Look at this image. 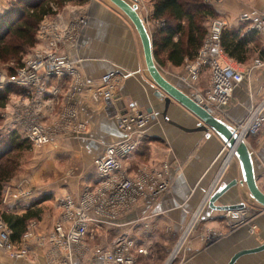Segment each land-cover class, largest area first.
I'll return each mask as SVG.
<instances>
[{
    "label": "rangeland",
    "instance_id": "rangeland-1",
    "mask_svg": "<svg viewBox=\"0 0 264 264\" xmlns=\"http://www.w3.org/2000/svg\"><path fill=\"white\" fill-rule=\"evenodd\" d=\"M16 1L18 0H9L8 6ZM87 1L88 0H86V2ZM204 1L211 5L212 9L215 11V18L209 19L206 22V35L209 30H211L212 22L223 21L226 23L224 30H222L219 35V49L216 51V57L218 58H216L215 55L209 54L208 59L215 60L217 63L218 61L223 63L222 58L224 57L228 60L230 67L232 66V68L234 67L239 72H242V80L234 87V89L231 88L227 99L225 98L222 103L218 102L220 104L219 107L216 104L211 106V104L208 103V96L212 91L211 87L213 85V79L211 80L210 64H208L210 62H207L206 65L200 64V66L196 69V73H194V71H190V68L188 69L190 73L184 71L186 74L185 82L190 86V90L188 92L190 95L193 94L194 96L201 98L204 104L211 108V111L214 112L216 117L226 122L228 117L227 114L230 108L235 106V90L242 82H244L245 86H248L251 83L253 84L255 79H258L259 75L264 76V35L255 30L257 25H255L254 21L249 20L245 22V18L242 17L244 15L248 16V14H245L246 12L253 16L263 14L264 0ZM139 2L140 3H136L138 13L143 19L148 31L151 32L154 27H156L154 23H151L148 20L152 7L151 1L139 0ZM72 5L74 6L70 8H66L65 6V8H62L63 6H59L58 8L54 7L53 10L56 14L52 17L45 18L37 26L38 28L34 32L33 45L29 47L23 46L22 54L20 55L21 57H18L19 59L14 58L0 62V81H4L0 86V93H3L6 88V90H8L6 94L5 106L0 109V138H7L6 136L10 133H15L18 140L24 142V145H22L24 149L19 152L12 153L13 155L18 154L19 164L14 171V177L2 186L0 214L5 213L7 215L21 216L27 211L34 212L39 210V218L32 219L27 224L33 228L36 225L41 224L43 220H46L49 223H54L52 228L53 231L59 224L62 229V235H64L63 240L68 236L69 228H67V224H69L68 222L71 223L72 215L71 213L65 214L62 209V203H65L67 200H71V210H74L75 207L80 205L82 197L85 196L87 197V201L84 203V206L86 207L87 203L89 205L93 201L100 199L97 194L100 192V187L102 186L99 176L95 174L96 166H94V162L97 156L94 157L92 153L89 154L92 150H89L86 141L88 139L87 134L91 129L87 124L80 120L81 118L79 116L80 112L78 102L83 99H79V97H77L67 104L65 96H67V92L71 84L70 79H66L63 82L65 84L59 89L58 95L55 94V98L45 97L44 100L40 99L41 103L38 105L36 104L35 106H32L34 94L36 93L35 88L30 92H26V90L22 89V87L18 84H12L9 87H7L8 85L6 84L13 79L16 80L19 78L18 74L24 71L26 64L32 62L33 60H40L52 54H55V56L60 59L63 58L65 61L67 60V57L62 55V52L64 51L63 49L67 44L71 43L70 40H67V34L73 36L72 45H74V41H76L81 30V27L76 28V24L81 23L82 21L84 22L82 19L84 17L83 11L87 4L85 2L79 4L72 2ZM221 7H224L225 11H222L220 9ZM222 12L225 13L221 14ZM236 12H240V14L236 17L232 16L233 19L228 17V14L231 16L232 13L236 14ZM116 15L118 14L116 13ZM65 18L67 19L61 23L60 20H64ZM231 30H238V34L241 35V37L247 36L252 39L251 43L248 45V48L251 49L250 56L243 64L234 59L228 58L220 46L222 34ZM49 33H51V36H45V34ZM8 40H11V38H7V41ZM202 47L203 43L196 59L190 63L194 65L197 64L196 62L199 60ZM37 56L39 57L38 59ZM66 62V65H70L71 67L74 66L68 60ZM19 65H21V67H19ZM158 67L164 75L168 74L169 70L167 65ZM112 71H115L116 74L115 78L111 81L110 86H102L100 81L98 86L91 89V94L94 93V90L98 92L100 91L101 96L99 97L101 99L95 101L93 95L92 97L89 95L87 99H84V101L90 104V106L96 111H103L105 103H108L109 101H112L111 104H115L114 106L116 108L117 102L121 100L118 97L120 92L119 87L122 81L128 78V74L130 73H127L128 71L126 69L115 66L107 73ZM189 74L191 75V78ZM29 75H34V79L36 80L48 81L47 85L44 87L41 86V82L39 84V88H41L40 91L44 90L45 92H52L51 88L56 86L57 81H61V78L58 75L53 77L48 76L50 75V72L48 73V70L44 67L38 68L35 72L28 73L27 76ZM203 79H205L206 84L201 85ZM255 85H257V89H253L250 93V100H252L251 104L253 105L251 106V114H253V111L258 108H260V112H264V93L262 94L260 92L261 88L259 86L261 85L259 82H256ZM262 89L264 91V86ZM216 107L218 108L216 109ZM30 110H32L35 117V119H32L34 122L29 119L31 115ZM125 111L126 113H124ZM134 111L146 114L145 111H140L136 108H129L124 105L121 109L117 106L112 115L110 116L109 114L108 118L114 121L115 128L119 132L127 136V131L121 129L118 125L127 115L134 114ZM227 123L235 124L232 122ZM33 124H37L46 130L43 131V134L48 137L45 143L36 144L30 138V127ZM136 130L137 129L134 128L129 131V133L131 134ZM125 139L126 137L112 144L122 142V140ZM144 139V136L138 140L135 135H131L128 142H133L136 146L134 149L132 148L129 157L122 161V166H124L122 167V170L125 171L126 176L129 180H131V183L133 182L137 185L138 189H141L142 186H144V189L147 188V184L150 181L148 177L152 176V174L149 175L145 173V176H142V178H146V180H141L140 174L134 169L135 167L133 165L137 162V158L133 160V156H135V152L138 150L141 143L144 142ZM245 140L249 145L251 153L253 152L254 154V161L256 160V164L262 166L260 170L261 176L260 173H257L259 174L257 184L264 192V178L262 176V174H264V161L258 156V150L256 149L258 142L262 140V135L260 136V134H257L256 136H249L245 138ZM0 142V149L8 146L7 142ZM228 156L229 154L227 151L224 159H221L218 163L217 170H215L216 173L213 174L214 176L212 178L218 176V171L224 167L225 169L220 173L221 180L222 175H224L223 173L228 171V167L231 168L229 163L231 162L232 157L226 163ZM91 165L92 168L90 167ZM237 166L238 165L236 163V180L239 179V169ZM166 169H168V167L159 170L157 169L156 171L163 170L164 172ZM231 172L233 173V171ZM158 176L159 174L152 176V180H155V183H152L154 189L156 187H160L159 180L157 179ZM162 184H167V181L163 180ZM209 185L211 186L209 191H211L213 185ZM86 190L88 194H85ZM131 191L133 192V195H136L137 197L141 196V194L134 193L137 191L136 188L134 191ZM4 192L6 193V196L3 194ZM111 195H113V198ZM128 197L129 196H127L125 200ZM119 198L120 197L115 191H108L105 196L103 195L102 213L103 222L106 224L103 223V226L100 227L92 225L96 223L89 218L88 220L92 223L87 225L85 230L86 233L81 237L79 242L71 244L69 250L62 249L61 247L59 248L55 242L56 247L53 248L55 250L54 256L53 252L51 253L52 258H55L53 264H60L58 261H62V259L65 261V258L68 257V252L72 256V263L74 260L78 259L82 261L83 259L86 260L87 264H94L98 260H96L93 256L95 254L101 255L99 252H103V255L109 253L112 249L111 244H113L117 238H122L121 242L128 246L124 255L133 261L132 264H182L185 257L184 249L188 245L200 243L202 240L206 241L207 237H209V242H212L213 237L210 236V233L214 234V236H216L215 238H221L227 233H231V229H236L240 226H249V229L253 232L251 234H253V236L256 235L258 238L257 240L262 242L264 241V228L261 227L263 225L259 222V220L255 219L258 217L257 214H259V210L261 209H259V207H254L253 204L249 202H240L245 205V209L241 213L232 212L237 216V218L233 219L231 222L225 219V217L221 220H208L204 214L198 213L196 216L195 212L193 216L188 218V221L186 222V225H184L181 233L174 235L171 232L163 233L160 231L158 225L154 226L146 221L149 220L151 216L141 213V209L145 203L144 200L139 202L135 201L136 203L138 202L137 205L131 208L130 204L120 203L122 201L118 200ZM154 199L149 197V202H154ZM86 209L89 211L88 214L93 216V213L91 212L92 208L90 209L89 206L86 207ZM241 214L243 216H241ZM0 220L2 221L1 217ZM202 228L205 230H202ZM28 229L31 228H25L24 233L18 240L12 241L10 239L9 250H0V253H5L9 258H13V260H17L18 262L29 258L26 245L32 235L29 234L30 232ZM52 233L53 232L51 231L48 237L46 236L49 240L52 239ZM41 237L43 238L44 236ZM174 252L177 253L173 256ZM52 258L50 257V259ZM124 262L125 261H123L122 264ZM127 262L131 263L129 261Z\"/></svg>",
    "mask_w": 264,
    "mask_h": 264
},
{
    "label": "crops",
    "instance_id": "crops-1",
    "mask_svg": "<svg viewBox=\"0 0 264 264\" xmlns=\"http://www.w3.org/2000/svg\"><path fill=\"white\" fill-rule=\"evenodd\" d=\"M8 2L9 0H0V16L8 9ZM72 2L78 4L85 2L87 4L83 11L84 23L76 41H74L75 44L72 45V42L67 44L62 55L74 65L73 68L79 74L80 85L86 91V96L83 95V100L78 102V107L80 120L91 129L86 140L89 150H92L89 154L92 153L94 157H98L108 145L124 138V135L115 128L114 121L108 118L117 106L119 109L125 105L145 112L151 110V122L142 131V135L145 137L144 142L141 143L135 152V156H133V160L137 158V162L132 164L141 178L145 176V173L152 174V176L159 174L157 177L159 183L166 180L167 189L154 199V202L148 201L143 205L141 213L151 216L146 221L154 226L158 225L163 233L171 232L175 235L181 233L188 218L193 216L195 212L196 216L198 212L204 214L208 220L223 219V214L226 212L209 209L206 205V199L210 194L211 186L209 184L213 185L214 182L216 184L218 178L216 189L220 187L221 183L236 180L235 167L237 162L235 159L232 158L229 163L231 168L228 167V171L223 173L221 180L222 168L218 171V176L212 178L213 174L216 173L218 163L224 159L227 153L223 142L212 132L190 133L172 125L175 124L187 130L194 129L198 125L195 118L177 104L169 106L166 113L168 122L163 119L164 104L153 95L155 88L145 70L141 45L136 31L133 30L127 19L106 0H88L87 2L86 0H71L61 6H63L62 8L73 7ZM132 3L140 2L133 0ZM220 9L225 11L224 7ZM239 14L240 12L232 13L231 16L228 14V17L233 19L232 16L236 17ZM245 14L251 15L247 12ZM66 19L60 20V22L62 23ZM210 54L216 57V52L213 51ZM187 64L191 63L187 62L178 68L167 65L169 71L167 75H164L167 80L185 93L190 90L189 84L185 82L186 74L184 71H186L185 66ZM114 66L126 69L127 73H130L119 87L118 97L121 100L117 102L116 108L115 104H111L112 101H110L105 103L103 111H96L84 99L90 95V89L99 85L101 76L106 75ZM262 78L264 76L259 75L258 79H255V82L248 86L242 82L235 90V106L230 108L226 123H238L245 120L247 112L253 106L250 93L253 89H257L256 82L261 85L259 86L260 92L264 93L262 89L264 79ZM204 84H206L205 79L201 85ZM259 134L262 135V140L258 142L256 149L258 156L264 161V126ZM254 165L257 172L260 173L262 166L257 165L256 160ZM90 167L92 168V165ZM166 167L168 169L164 172L163 170L156 171ZM152 176L150 177L152 178ZM262 176L264 178V174ZM240 180L241 174L239 173L237 181L240 182ZM3 194L6 196L5 192ZM242 201L247 202L249 199L245 186L238 184L221 197L215 205H233ZM253 206L257 207L256 205ZM257 215L258 217L255 219L259 220L263 225L261 227L264 228V211L259 210ZM53 224V222L49 223L46 220L33 228L26 224L25 228L30 227L31 229L28 230L29 234L32 235L26 245L29 258L18 262L9 258L5 253H0V264H53L55 258H52L51 253L53 252L54 256V244L47 238L51 231L53 232ZM202 230L205 229L202 228ZM250 231L249 226H240L231 229V233H227L221 238H215L216 236L210 233V236L213 237L212 242H209V237H207L206 241L201 239L200 243L190 244L184 249L185 257L182 264H227L234 253L252 249L264 243V241L257 240V236H253L251 234L253 232ZM72 264L87 263L86 260L77 259ZM234 264H264V252L244 256Z\"/></svg>",
    "mask_w": 264,
    "mask_h": 264
},
{
    "label": "built area",
    "instance_id": "built-area-1",
    "mask_svg": "<svg viewBox=\"0 0 264 264\" xmlns=\"http://www.w3.org/2000/svg\"><path fill=\"white\" fill-rule=\"evenodd\" d=\"M242 17L245 18L244 20L245 22L249 20L254 21L255 25H257V28L255 30L258 32H261L262 35H264V30H263L264 13L258 16L257 15L255 16L244 15ZM83 23H84L83 21L81 23H77L76 28H80L83 25ZM225 26H226V23L223 21L212 22L211 30H209L208 34L206 35V38L204 39L202 51H200L201 54H200L199 60L198 62H196L197 64L194 65L191 63L185 66L186 71L188 73H190V71H194V73H196V69L200 66V64L206 65L207 62H210L208 64H210L211 80L213 79V85L211 87L212 91L209 93V96H208V103L211 104V106L216 104L218 105V107L220 105L218 102L222 103L223 100H225V98L227 99L229 97L231 88L234 89V87L238 85L242 80L241 79L242 72H239L234 67L232 68V66L230 67V64H228V60H226L224 57L222 58L223 63L221 64H219V61L217 63L215 60L208 59L209 58L208 55L211 52L213 51L216 52L217 49H219V38H220L219 35L222 32V30H224ZM250 30L255 31L253 29H250ZM46 35L51 36V33L45 34V36ZM67 35H68L67 40H70L72 42L73 36H70V34H67ZM38 58L39 57L37 56V59ZM66 61L63 58L61 59L58 58L57 56H55V54H52L40 60H36V61L33 60L32 62L27 63L25 70L18 74L19 78H17L16 80L14 79L11 80L6 85L10 86L12 84H18L20 87H22V89H25L26 92L28 91L30 92L31 90L35 88L36 93L34 94V101L32 103V106H35L36 104L38 105L41 103L40 99L44 100L45 97L55 98L56 97L55 94L58 95L59 89L62 86H64L65 83L63 82L66 79H70L71 84L67 92L68 94L67 96H65L66 102L68 104L76 97H79L80 99L83 97V95L86 96L85 95L86 91L80 85L78 72L76 71L75 68L71 67L70 65H66L67 64ZM40 67L42 68L44 67L46 70H48V73L50 72V75L48 76L53 77L55 75H58L61 78L60 79L61 81H57L56 86L51 88L52 92H48V91L45 92L44 90L40 91L41 89L39 88L40 82H41V86L44 87L48 83L47 80H36L34 79V75L27 76L28 73L35 72ZM189 68L191 69L190 71L188 70ZM115 74L116 72L112 71V72L106 73V75L104 74L103 76H101L100 81H101L102 86H110L111 81L115 78ZM189 76L191 78L190 74ZM20 80H22L23 83H20ZM3 82L4 81H0V86ZM93 92H94L93 94L90 93V97H92L93 95V98L95 101L100 100L101 98L99 96H101V92L100 91L98 92L95 90ZM224 92H226L227 94L223 95L225 94ZM190 96L196 99L198 103H200L201 105L206 106L208 110L210 111V113L216 117L214 112L211 111V108H209V106L204 104L201 98L194 96L193 94H191ZM218 107H216V109ZM251 111H252V108L247 113V117L245 118L246 120H243L235 124H229L233 128L235 133L236 132L239 133V127H241V124L245 122H249L248 131L247 132L245 131L243 135L244 138H247L249 136H256L257 134H259L262 126L264 125V114H263L264 112L258 111L255 114L254 113L251 114L252 113ZM30 113L31 115L29 119H31L32 121V119H35V117L33 115L32 110H30ZM124 113H126V111ZM249 114H251L250 117H249ZM151 119H152L151 114L147 112L146 114H141V112H135L132 115H127L125 119L119 123L118 126L121 129L127 131V136L124 135V138L126 137V139L122 140V142L108 145L107 148H105L104 152L101 153L94 162V166H96L95 174L99 176L102 186L100 187V192L97 194L100 199L93 201L89 205L87 203L86 205V207L90 206V209L92 208L91 212L93 213V216L88 214L89 211L84 206V203L87 201L86 200L87 197L85 196L82 197L80 205L75 207L74 210H71L72 208L71 200H67L65 203H62V209L64 210L65 214L71 213L72 219H71V223L68 222L69 224H67V228H69L68 236L65 237L64 240H63L64 235H62L61 226L58 224L55 227V230L52 233L53 235L51 239L52 244H54V247H56L55 246L56 245L55 242H56L59 248L61 247L62 249L69 250L71 244H76V242H79L81 237L86 233L85 230L87 228V225H89V223H92L88 220L89 218L92 219L96 223L92 225H96L100 227V226H103V223L106 224L105 222H103V213H102L103 212V195L105 196L108 191H111V192L115 191L117 195L120 197L118 200L122 201L120 203L130 204L131 208L135 207L139 201L144 200V202L147 203L148 201H150L149 197L154 199L160 196V194H163L165 192V190L167 189V184H162L161 182L159 184L160 187L159 188L156 187L154 189L152 183H155L154 182L155 180L154 179L152 180L151 177H148L150 181L147 184V188L144 189L143 188L144 186H142L141 189H138L137 185L133 182L131 183V180H129V178H127L126 176L125 171L122 170V167H124L122 166V161L126 159L127 157H129L132 148L134 149L136 146L135 143L130 142V141L128 142V139L130 138L131 135H135L137 139L140 140V138L143 136L142 135L143 129L148 125V123L151 122ZM134 128H136L137 130L130 134L129 131L133 130ZM43 131H46L43 127H40L37 124L35 125L33 124L30 127L29 136L36 144L45 143L48 137L47 135L43 134ZM250 132H252L253 135H251ZM141 180H146V178L145 179L141 178ZM216 187L212 189L210 194H212L216 190ZM135 188L137 191H135L134 193L141 194L142 197L141 196L137 197L136 195H133V192L131 190L134 191ZM85 194H88L87 190L85 191ZM127 196L129 197L125 200ZM130 196H131V200H130ZM111 197L113 198V195H111ZM93 198H90V199H93ZM135 201H138V202L136 203ZM242 211H238V212L241 213ZM228 213H230L231 215L234 214L232 212H228ZM230 214H227L226 212V215L229 216ZM105 219H108V218H105ZM10 235L11 233L6 226V223L0 220V250L2 251L9 250ZM121 240L122 238H117V240H115L113 244H111L112 249L111 251H109V253H106L103 255L102 254L103 252H99L101 253V255L95 254L93 257L96 260H98L97 262H99L100 264H103V263L104 264H122L123 261H125L123 264H132L133 261L131 259H128V257L124 255L125 250L128 246H126L125 243L121 242ZM175 254L176 253L174 252L173 256ZM67 256L68 257L65 258V261L62 259V261H58V262H60V264H72L71 262L72 256L69 254V252ZM127 261L131 263H128Z\"/></svg>",
    "mask_w": 264,
    "mask_h": 264
},
{
    "label": "trees",
    "instance_id": "trees-1",
    "mask_svg": "<svg viewBox=\"0 0 264 264\" xmlns=\"http://www.w3.org/2000/svg\"><path fill=\"white\" fill-rule=\"evenodd\" d=\"M69 1L71 0H18L11 4L0 16V62L21 57L22 47L33 45L34 32L39 23L56 14L54 7L58 8ZM151 1L148 20L156 26L150 32L156 64L178 68L194 61L206 38V22L215 18L212 6L204 0ZM9 37L11 40L7 41ZM251 41L250 37H241L238 30H231L222 34L220 46L228 58L243 64L250 56L251 49L248 45ZM6 89L0 93V109L5 106ZM6 137L0 138V141L7 142L8 145L0 149V197L3 184L14 177L19 164L18 154L12 153L24 149V142L18 140L15 133ZM39 214L40 211L36 210L27 211L21 216L4 213L0 217L11 233L10 239L16 241L24 233L26 224L39 218Z\"/></svg>",
    "mask_w": 264,
    "mask_h": 264
},
{
    "label": "water",
    "instance_id": "water-1",
    "mask_svg": "<svg viewBox=\"0 0 264 264\" xmlns=\"http://www.w3.org/2000/svg\"><path fill=\"white\" fill-rule=\"evenodd\" d=\"M109 2L117 11H119L130 23L133 30L136 31L139 43L142 49L143 62L146 73L150 77V81L154 86L153 95L156 99L161 100L164 104L162 113L163 119L167 121L166 113L172 104H177L187 113L195 118L197 126L194 129H184L175 124V127L185 132H203L214 133L224 144L228 152L231 151L230 157L235 159L239 167V173L241 174V180L238 182L233 179L231 181L221 183L208 198L206 205L209 209L219 212H238L245 209L243 203L233 205L216 206L218 200L223 197L230 189H233L238 184L245 186L249 203L256 205L264 211V192L258 187L257 178L258 172L254 165V157L250 151L249 145L245 138L238 141L236 133L233 128L225 121L213 116L208 108L198 103L196 99L185 93L180 88L172 84L167 80L159 69L158 65L154 61L152 39L150 31L145 26V23L138 13L136 4H133V0H106ZM151 110L147 113L151 114ZM264 252V243L248 250H240L234 253L227 264H234L240 258L244 256L255 255Z\"/></svg>",
    "mask_w": 264,
    "mask_h": 264
},
{
    "label": "bare ground",
    "instance_id": "bare-ground-1",
    "mask_svg": "<svg viewBox=\"0 0 264 264\" xmlns=\"http://www.w3.org/2000/svg\"><path fill=\"white\" fill-rule=\"evenodd\" d=\"M20 83H23L22 82V80H20ZM25 87V86H24ZM225 94H223V93H221V94H223V95H226L227 93L226 92H224ZM251 110V109H250ZM258 111H260V108H258L257 110H254V114L256 113V112H258ZM249 112V111H248ZM247 112V113H248ZM264 114V113H263ZM250 116H251V114H249ZM248 127H249V122H245V123H242L241 124V127H239V133H237L236 132V137H237V139H238V141H240V140H242V139H244V137H243V135H244V133H245V131L247 132L248 131ZM263 127V126H262ZM262 129V128H261ZM251 133V135H253V133L252 132H250ZM230 153H231V151L230 152H228V154H229V156H228V158H227V161H226V163L231 159V157H230ZM224 170V167H222V171ZM216 181V180H215ZM218 181H219V179L217 180V182H216V184L218 183ZM214 184H215V182H214ZM214 184H213V186H212V189L214 188V187H216V186H214ZM215 184V185H216ZM212 189H211V191H212ZM210 191V192H211ZM211 195V194H210ZM210 195L208 196V198L210 197ZM207 198V199H208ZM207 199H206V201H207ZM199 213V212H198ZM227 214H230V213H228L227 212ZM241 216H243L242 214H241ZM245 216H247V215H245ZM224 217H226V219H228V221L229 222H231L233 219H235V218H237V216L235 215V214H230L229 216L228 215H224ZM251 232V231H250Z\"/></svg>",
    "mask_w": 264,
    "mask_h": 264
}]
</instances>
